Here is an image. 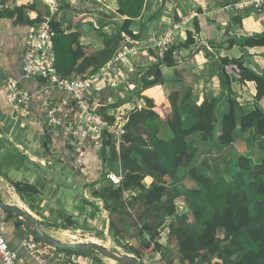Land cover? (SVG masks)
<instances>
[{"label": "trees", "instance_id": "trees-1", "mask_svg": "<svg viewBox=\"0 0 264 264\" xmlns=\"http://www.w3.org/2000/svg\"><path fill=\"white\" fill-rule=\"evenodd\" d=\"M81 1L86 2L80 9L82 13L88 11L91 4L97 6L93 0ZM161 1L160 6H163L167 0ZM237 1L230 0L229 3L234 4ZM116 2V15L126 18L121 25L116 24L110 33L105 32L103 28L98 29L104 47L97 50L85 48L80 44L83 33L81 18L75 17L67 22L64 13L72 9L74 0H63L60 10L53 15L51 21L56 68L61 76L84 78L98 73L119 52L142 40L143 26L153 21L158 14L150 0ZM33 9L29 4L2 11L0 20L11 19L15 23L30 25L34 30L49 10L47 7L44 14L40 13L32 20L26 14ZM73 11L78 12L76 9ZM252 11L235 10L231 12L230 21L242 24L243 17ZM138 18L142 19L141 30L135 32L132 25ZM194 21L196 30L199 31L196 18ZM27 39L28 35L21 54ZM194 43L192 32H188L184 43L174 44L168 50L162 51L152 63L147 64L148 58L142 59V56H139L137 67L126 76L129 85L134 86L127 97L120 95L119 90L123 88L118 87L119 100L114 103H109L107 96L98 102L92 100L91 107L94 112L110 126L117 123L115 115L110 114L112 109L136 96L145 102L144 107L135 108L128 113L119 138L109 130L103 132L102 146L104 149H110L113 169L120 163L122 183L118 186H103L97 193L104 200L111 215L114 210L117 211V207L110 206L111 200H120L124 206L125 192L140 190L135 197L145 205L147 212H153L157 223L146 222L143 225V230L150 234V239L130 249L131 253L138 257H142L145 252H162L165 249V245L160 242V235L161 227L169 217L170 234L176 237L177 246L182 253L181 264H198V261L201 264H264V145L257 164H253L249 155L241 154L237 159L236 172L231 178L220 176L214 179L193 166L198 147L196 140L192 138L197 135L202 142L212 143L219 149L234 144L238 132H246L249 129H255L256 134L264 139V72L256 73L244 64L242 58L219 59L222 79L226 78L222 85L229 89V92L235 80L241 83L254 81L256 84L253 110L242 111L238 101L228 95L227 109L220 118L215 110L216 99L205 98L200 105L193 102L192 86L182 85L172 91L168 97L167 108L145 93L148 88L165 82L163 67H177L176 77L186 76L191 81L197 78L196 74L187 68H178L179 50ZM236 44L249 47L264 46V32L248 35L242 41L233 39L229 45ZM20 62L22 65L21 55ZM189 115L192 121L187 125ZM161 124L166 125L168 132H171L169 138L162 136ZM104 166L103 158L102 167ZM182 168H188L189 171L181 177L179 173ZM146 177L153 178L148 188L144 184ZM185 178L194 184L193 187L183 191L176 188ZM13 184L20 191L33 190L29 185H21L18 182ZM178 200L185 204V211L179 210ZM110 228L115 230L112 220ZM32 237L42 246L49 245L41 242L36 235ZM54 248L67 254H81L86 257L89 255ZM96 261L98 264H104L100 258H96Z\"/></svg>", "mask_w": 264, "mask_h": 264}, {"label": "crops", "instance_id": "crops-1", "mask_svg": "<svg viewBox=\"0 0 264 264\" xmlns=\"http://www.w3.org/2000/svg\"><path fill=\"white\" fill-rule=\"evenodd\" d=\"M3 1L0 0V12L31 4L34 9L28 11L26 16L32 20L40 13L44 14L48 7L43 0ZM150 1L154 3L153 9L158 10V14L153 21L143 26L142 40L134 43L140 44L136 45L139 49L123 58L121 62H115L113 59L96 73L104 79H100L96 89L91 91L90 103L92 100L101 101L105 96L108 97L109 103H114L119 100V91L121 96L127 97L130 89H134V86L126 81L127 73L137 67L139 56H142V59L147 57V64L157 59L159 53L154 47V41L164 33L163 30L170 28L174 44L177 45L184 43L188 32H192L195 43L179 50L178 68H187L196 74L197 78L191 81L186 76L176 77L177 67H163L165 82L148 88L146 94L167 108L170 93L182 85H189L193 87L192 100L196 104H202L205 98L216 99L215 110L218 117V113L223 114L227 109L228 95L238 101L242 111L253 110L255 82L241 83L235 80L229 92V89L222 85L226 78L222 79L219 59L242 58L247 67L263 74L264 46L229 44L233 39L242 41L248 35L263 33L264 14L253 10L243 17L242 24H235L230 21L231 12L235 11L233 4L229 3L230 0H167L163 6L155 4L157 0ZM159 1L161 4L162 1ZM92 2L97 6L89 2L91 7L82 13L80 9L86 2L74 0L72 9L64 13V19L70 22L75 17H80L83 24L80 44L85 48L99 50L104 47V43L98 29L103 28L105 32L110 33L116 24H122L126 16L116 15V0ZM74 9L78 12L74 13ZM195 13L199 14L196 17L199 31L196 30L195 18L182 25L183 18ZM141 22V18L133 21L132 29L135 32L141 30ZM32 28L30 25L15 23L11 19L0 20V199L35 216L40 228L47 234L54 232L58 235L61 231L69 229H103L107 232L111 224L110 212L97 190L111 184L109 174L116 172L112 168L110 149H104L102 146L103 132L109 130L119 138L128 113L135 108L144 107L145 102L136 96L112 109L110 114L115 115L117 123L109 127H89L80 122L79 125L76 124L79 133L76 136L61 126L49 124L47 111L53 107L56 108V117L67 122L75 121L77 114L73 113L65 120V115L74 103L73 100H67V94L63 90L44 78L22 77L20 55L27 35L33 31ZM7 76L20 80V85L31 94L29 115L13 111L5 95ZM118 87L123 89L119 90ZM188 118L192 117L189 115ZM161 130V134L169 138L164 124ZM117 145L119 148V142ZM81 151L84 152L82 156L79 155ZM13 182L29 185L33 190L20 191ZM0 223L4 237L9 245L25 258V264H39L23 246V241L31 238L32 234L19 221V217L0 206ZM51 236L54 237L53 234ZM43 247L49 259L64 260L69 255L53 247ZM85 259L98 264L96 259L88 256H85Z\"/></svg>", "mask_w": 264, "mask_h": 264}, {"label": "built area", "instance_id": "built-area-1", "mask_svg": "<svg viewBox=\"0 0 264 264\" xmlns=\"http://www.w3.org/2000/svg\"><path fill=\"white\" fill-rule=\"evenodd\" d=\"M43 1L47 4L49 13L43 16L41 23L28 36L25 49L21 54L23 65L22 77L27 79L44 78L55 87L63 90L67 94V100L74 101V105L70 106L69 111L65 115V120L73 113H76L77 117L75 121L67 122L62 118H57L55 115L56 108L53 107L47 111L49 124L61 126L74 136L79 134L76 129V124L80 122L85 123L89 127H109L108 122L94 112L89 99L92 94L91 91L97 87L100 79L104 78H101L97 74H92L84 78H66L58 72L53 41L54 32L51 28V21L53 15L60 10L63 0ZM232 6L234 10L238 11L248 9L257 11L261 9L264 14V0H238ZM198 16L199 14L195 13L183 18L182 25L188 22L189 19L192 20ZM173 44V32L170 28H167L159 39L155 41L154 47L158 53H162V51L168 50ZM136 51L137 47L122 50L114 57V61L121 62L127 55ZM5 95L14 112L22 115L30 114L31 94L20 85V80L13 76H7L5 80ZM83 154V151L79 153L80 156ZM109 180L112 184L118 186L122 183V176L113 172L109 174ZM23 246L35 257L39 264H93L89 260L87 261L85 256H79L78 254H69L64 260L56 258L49 259L46 255L45 247L40 245L33 237L25 239ZM0 261L1 264H25V258L18 250L13 249L4 237L1 223Z\"/></svg>", "mask_w": 264, "mask_h": 264}, {"label": "rangeland", "instance_id": "rangeland-1", "mask_svg": "<svg viewBox=\"0 0 264 264\" xmlns=\"http://www.w3.org/2000/svg\"><path fill=\"white\" fill-rule=\"evenodd\" d=\"M155 4L160 5V1L157 0ZM159 37H157L155 41H157ZM136 45L134 44L128 49H131L132 47H137V49H139ZM218 115L220 117L222 114L218 113ZM191 121L192 119L187 120V125ZM164 126L169 130L166 125ZM216 128H219V122L216 124ZM164 135L165 134L162 133V136ZM170 136L171 134H169V137ZM192 138L196 140L198 147V153L193 166L200 168L205 174H208L214 179H218L220 176L231 178L236 172L237 159L241 154L249 155L253 164L258 162L262 156L261 148L264 145V139L256 134L255 129L246 132H238L237 140L235 142L236 145L231 144L222 149L213 146L212 143L202 142L198 139L197 135H193ZM114 170L119 173L118 175L122 174L120 168L116 167ZM188 171V168H182L179 174L182 177L185 176ZM152 182V177H146L144 180V184L147 188L151 186ZM193 185L194 184L190 180L185 178L176 186V188L183 191L190 189ZM113 186L115 185L113 184ZM138 192H140V190L132 189L126 191L124 194V206H122V201L120 200H111L110 206L117 207V211L114 210L110 215V220L113 221L115 230L114 228L113 230L110 228L109 231L105 232L103 229H94L92 231L69 229L61 231L58 235L57 233L54 234V232L52 234L54 237L56 236L58 240L65 243L95 242L107 247L110 251L115 252L118 255H133L145 264H181L182 253L177 246L176 237L171 236L170 234L169 222L171 219L169 217L166 219L164 226L161 227L160 242L165 245V249H163L162 252L148 254L145 252L142 257H138L131 253L130 249H132V247H135L140 243L144 244L150 239V234L143 230V225L146 222L157 223V221L154 220L153 212H147L145 205L140 203L135 197L136 194H139ZM177 203L180 211L186 210L185 204H182L180 200H178ZM52 234L50 233L49 235ZM47 246L52 247L49 245ZM78 255L84 256L81 254ZM88 257L93 260L100 258L104 264H110L108 258L97 255L93 252L90 253ZM198 264H201V262L198 261Z\"/></svg>", "mask_w": 264, "mask_h": 264}, {"label": "water", "instance_id": "water-1", "mask_svg": "<svg viewBox=\"0 0 264 264\" xmlns=\"http://www.w3.org/2000/svg\"><path fill=\"white\" fill-rule=\"evenodd\" d=\"M258 13H261L262 10L258 9ZM74 103V101H73ZM0 206L18 216L21 219V222L26 226V228L30 231L32 235H36L41 242L45 244H49L54 247H58L64 250H70L83 254L96 253L97 255L104 256L108 259H112L116 261L118 264H145L141 262L138 258L133 255L130 256H121L116 254L115 252L110 251L107 247L97 244L95 242H62L57 238L47 234L44 232L39 225V221L35 216L26 212L22 208L7 204L0 199Z\"/></svg>", "mask_w": 264, "mask_h": 264}, {"label": "bare ground", "instance_id": "bare-ground-1", "mask_svg": "<svg viewBox=\"0 0 264 264\" xmlns=\"http://www.w3.org/2000/svg\"><path fill=\"white\" fill-rule=\"evenodd\" d=\"M110 261V264H118L116 261L112 260V259H108Z\"/></svg>", "mask_w": 264, "mask_h": 264}]
</instances>
